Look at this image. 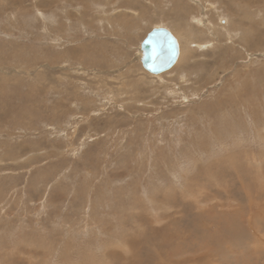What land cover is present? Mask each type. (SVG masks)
<instances>
[{
  "label": "rangeland",
  "instance_id": "374dc122",
  "mask_svg": "<svg viewBox=\"0 0 264 264\" xmlns=\"http://www.w3.org/2000/svg\"><path fill=\"white\" fill-rule=\"evenodd\" d=\"M0 264H264V0H0Z\"/></svg>",
  "mask_w": 264,
  "mask_h": 264
},
{
  "label": "water",
  "instance_id": "95a60500",
  "mask_svg": "<svg viewBox=\"0 0 264 264\" xmlns=\"http://www.w3.org/2000/svg\"><path fill=\"white\" fill-rule=\"evenodd\" d=\"M144 54L143 67L154 74L171 68L178 56V43L164 28H155L147 33L140 44Z\"/></svg>",
  "mask_w": 264,
  "mask_h": 264
},
{
  "label": "bare ground",
  "instance_id": "6f19581e",
  "mask_svg": "<svg viewBox=\"0 0 264 264\" xmlns=\"http://www.w3.org/2000/svg\"><path fill=\"white\" fill-rule=\"evenodd\" d=\"M9 1H14V0H9ZM15 11H17V10H15ZM11 13H13V12H11ZM15 15V14H14ZM44 16V15H43ZM10 20H12V19H10ZM100 20V19H99ZM144 20V19H143ZM160 20V19H159ZM14 21V20H13ZM12 21V22H13ZM9 23V22H8ZM11 24V23H10ZM161 25V24H160ZM237 25H239V23H237ZM202 26L206 29V30H208V31H210V29H211V26H212V24L209 22V21H207L206 23H204V22H202ZM163 28V27H162ZM170 33H171V31H170ZM172 34V33H171ZM175 38V37H174ZM176 39V38H175ZM247 40V37L245 38V37H242V39H241V42L243 43L244 41H246ZM176 41H177V39H176ZM248 41V40H247ZM177 43H178V41H177ZM178 47H179V43H178ZM84 52V51H83ZM79 54H81V53H79ZM84 55V54H83ZM179 55H180V50H178V56H177V58H179ZM24 56V55H23ZM57 56V55H56ZM78 57H81L82 58V56H74V57H72L73 59H75V61H77V60H80L81 58H78ZM69 58V57H68ZM138 59L140 60V62H142L143 61V59H144V54H143V51H142V53H141V55L140 56H138ZM22 60V59H21ZM82 60V59H81ZM116 60V59H115ZM177 60V59H176ZM185 60L186 59H183L182 58V60L180 61V62H184L185 63ZM23 62V61H22ZM176 62V61H175ZM99 65H101V64H99ZM180 65L181 66H183L182 64H179V65H176V67H180ZM131 66V65H130ZM133 66V65H132ZM131 66V67H132ZM136 66V65H135ZM175 67V68H176ZM131 70H134V69H132L131 68ZM175 70V69H174ZM177 70H179V69H177ZM11 72H13V71H11ZM15 72V71H14ZM13 72V73H14ZM8 73V72H7ZM10 73V72H9ZM151 73V72H150ZM159 78H161V77H159ZM14 81V80H13ZM165 91L168 89L167 87H162ZM178 88V87H177ZM182 88H184V87H182ZM182 88H181V90H182ZM187 88V87H186ZM243 88V87H242ZM245 89H246V91L244 92V94L245 95H241V98L242 99H246L245 101H252L253 100V98H254V92H255V90H254V88H253V86H245L244 87ZM134 98V97H133ZM209 113H207V115H208ZM167 163V162H166Z\"/></svg>",
  "mask_w": 264,
  "mask_h": 264
}]
</instances>
